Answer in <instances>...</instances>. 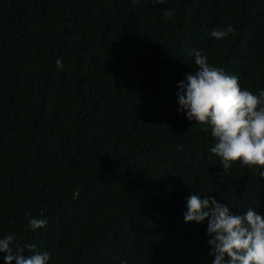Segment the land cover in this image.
Masks as SVG:
<instances>
[{
    "label": "trees",
    "instance_id": "obj_1",
    "mask_svg": "<svg viewBox=\"0 0 264 264\" xmlns=\"http://www.w3.org/2000/svg\"><path fill=\"white\" fill-rule=\"evenodd\" d=\"M195 51L264 89V0H0V237L49 264H213L190 193L264 216V166L223 174L211 129L179 110Z\"/></svg>",
    "mask_w": 264,
    "mask_h": 264
},
{
    "label": "clouds",
    "instance_id": "obj_2",
    "mask_svg": "<svg viewBox=\"0 0 264 264\" xmlns=\"http://www.w3.org/2000/svg\"><path fill=\"white\" fill-rule=\"evenodd\" d=\"M133 4L139 0H132ZM153 4H166L167 0H152ZM171 18L172 10L164 11ZM232 25L215 28L212 37L221 40L233 33ZM56 65L64 70L57 59ZM195 71L179 81L177 92L180 111L211 129L215 138L211 153L221 158L223 174L228 173L233 162L248 167L264 166V89L253 93L242 89L239 78L209 63L208 57L195 51ZM264 176V170L259 173ZM187 199L185 222L208 221L207 233L212 238L209 255L213 264H264V216L249 207L244 214H234L226 203H219L214 196L190 193ZM26 227L33 230L47 225V220L26 213ZM24 244L18 246V244ZM25 247L31 253L25 257ZM0 252L7 264H49L51 253L38 250L34 243L14 233L0 237Z\"/></svg>",
    "mask_w": 264,
    "mask_h": 264
}]
</instances>
